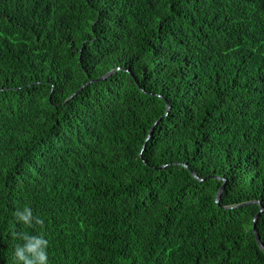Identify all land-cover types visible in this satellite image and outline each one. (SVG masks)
I'll use <instances>...</instances> for the list:
<instances>
[{
	"label": "trees",
	"instance_id": "trees-1",
	"mask_svg": "<svg viewBox=\"0 0 264 264\" xmlns=\"http://www.w3.org/2000/svg\"><path fill=\"white\" fill-rule=\"evenodd\" d=\"M254 227L264 0H0V264H264Z\"/></svg>",
	"mask_w": 264,
	"mask_h": 264
},
{
	"label": "water",
	"instance_id": "water-1",
	"mask_svg": "<svg viewBox=\"0 0 264 264\" xmlns=\"http://www.w3.org/2000/svg\"><path fill=\"white\" fill-rule=\"evenodd\" d=\"M104 78H106V76L103 77V78H101V79H104ZM101 79H99V80H101ZM154 126H155V125H154ZM151 132H152V130H151ZM151 132H150V133H151ZM223 189H224V186H222L221 190H220V191L218 192V194H217V197H216V203H217V204H218V202H219L220 194H221V192H222ZM261 212H262V207H261L260 212H259V213L257 214V216L254 218V223H255V221L258 219V217H259V215H260ZM253 233H254L255 240H256L258 246L264 251L263 244H262L261 241H260V238H259V236H258V234H257V231H256L255 227L253 228Z\"/></svg>",
	"mask_w": 264,
	"mask_h": 264
}]
</instances>
